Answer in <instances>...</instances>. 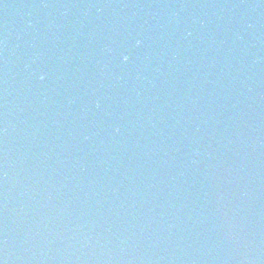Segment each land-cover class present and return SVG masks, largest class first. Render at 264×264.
<instances>
[{"label": "water", "instance_id": "95a60500", "mask_svg": "<svg viewBox=\"0 0 264 264\" xmlns=\"http://www.w3.org/2000/svg\"><path fill=\"white\" fill-rule=\"evenodd\" d=\"M0 264H264V0H0Z\"/></svg>", "mask_w": 264, "mask_h": 264}]
</instances>
